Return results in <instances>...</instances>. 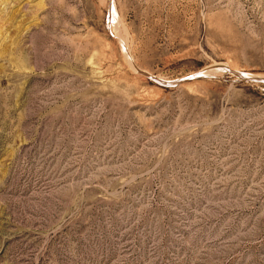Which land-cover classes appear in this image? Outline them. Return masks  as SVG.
<instances>
[{
    "label": "rangeland",
    "instance_id": "obj_1",
    "mask_svg": "<svg viewBox=\"0 0 264 264\" xmlns=\"http://www.w3.org/2000/svg\"><path fill=\"white\" fill-rule=\"evenodd\" d=\"M0 264H264V0H0Z\"/></svg>",
    "mask_w": 264,
    "mask_h": 264
}]
</instances>
